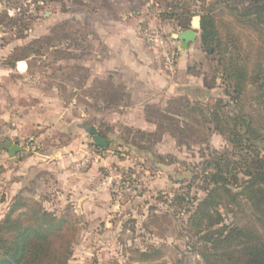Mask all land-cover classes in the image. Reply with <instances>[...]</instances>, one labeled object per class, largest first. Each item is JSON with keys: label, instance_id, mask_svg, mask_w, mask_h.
Here are the masks:
<instances>
[{"label": "rangeland", "instance_id": "1", "mask_svg": "<svg viewBox=\"0 0 264 264\" xmlns=\"http://www.w3.org/2000/svg\"><path fill=\"white\" fill-rule=\"evenodd\" d=\"M100 2L101 0H0V12L6 11L14 19L0 24V55L8 48L26 43H30L36 50L39 47L40 53L33 54L28 60L26 75L32 76L44 95L52 98L56 95L54 84L58 80H72L73 72L66 70V74L60 76L61 71L56 70L58 65L69 66L87 61L100 63L106 59L103 36L108 28L121 27L130 31L137 21V26L147 24L150 27H147L149 31L144 37L137 34L149 47L159 48L153 32L156 30L167 46L171 33L183 30L175 25L178 17L174 18V15L189 8L191 16L198 18L202 13L210 14L221 43L218 48L226 51L224 58L231 53L244 66L246 75L239 101L222 112L226 114L232 110L245 114L246 118L239 121L234 129L236 134L229 135H221L215 131L209 133L204 127L201 128L203 125L200 126L199 118H193L197 122L193 119L188 121L194 124L195 131L185 145H180L173 137L164 134L155 143L143 141L145 149H135L131 142H135L138 137L136 127L125 125L124 121L114 122L108 115L109 112L100 108V102L90 103L96 112L90 108L91 117L83 119L89 120L88 125L77 132L74 123L66 120H73L87 107V101H84L85 91H80L81 94L76 98L71 95L73 87L66 91L57 87L58 100L48 103L52 112L67 107L64 117L53 126L42 129L44 134L41 136L37 132L30 133L31 136L34 135L33 140L36 142L33 150L22 140L19 144L25 150L15 155L16 157L9 158L6 149H0V221L19 199L35 201L37 205L40 204L56 215L69 216L74 224L75 235L68 264H145L142 261L145 258L141 256L144 252H147V264H207L200 249L204 253H211L207 259H214L210 248L211 240H217V233L212 229L219 228L221 224L231 225L232 222L250 227L257 223L249 202L243 196L237 198L240 207L236 204L216 206L215 210L222 220L220 225L215 224L213 228H207L206 219L199 227H195L191 216L196 204L205 198L206 189L210 187L205 181V174L213 170L214 165L208 166L206 162L221 160L226 163L234 160L231 162L238 165L237 182L240 183L244 178L242 170L245 172L252 168L253 154L251 149L246 148L245 138L257 137L264 143V21L257 18L262 17L257 10L250 13V5L264 6V0H111L114 6L126 8L117 10V14L113 12L111 17L106 16ZM133 9L142 13L135 16L137 18L126 19L128 21L117 19L120 14H137L131 12ZM99 13L102 14L101 20L97 19ZM165 13L172 16L162 17ZM193 25L196 26V20ZM196 28L197 36L190 43L189 50H178V45L175 44L177 49L174 51V67L169 74L174 77L176 60L180 54L186 55L188 67H191L190 74L195 78L210 79L216 74L219 78L217 86L210 90H193L196 88L192 85L193 80L188 82L189 86L192 85L193 96L204 95L208 103L213 104V98L219 95L227 99L223 93L227 83H230L224 78L215 53L207 55L202 50L199 26ZM115 32H109L110 36L107 35L105 40H110ZM149 47L146 48L148 52L156 56L153 53L156 49ZM159 50L162 52L161 48ZM161 62L163 65L162 57ZM48 65L49 69H46ZM79 72V81H82L84 71ZM184 76V73L177 74L175 81L185 83L187 79ZM4 83L22 88L14 75ZM0 87L1 109L11 102H7L4 87ZM14 92L17 94V91ZM51 116L49 114L48 118L51 119ZM134 120L131 119L130 123ZM245 123L250 129L246 134L244 132L248 127ZM1 126L10 129L5 123L0 124ZM89 126L95 127L107 139V148L97 149L92 146V138L86 132ZM81 134L86 138L84 148L80 151L81 157L93 150L98 154L97 159L105 162L98 168L100 173L96 172V177L84 184V194L72 200L65 175L54 173L58 168L57 164L42 166L31 165L30 162L34 152L42 155L36 157L47 161L53 157L56 159L61 150L55 145H63L79 138ZM137 141L140 142L139 139ZM44 155L50 156L46 158ZM245 160L250 161L249 165L240 166ZM231 167L236 166L230 163L228 168ZM119 176L125 180L130 177L135 179L139 185L137 193L117 198L112 186ZM236 186L232 183L233 190ZM218 194L227 195L223 190H219ZM179 198L182 200H178ZM21 210L24 209H15L12 216Z\"/></svg>", "mask_w": 264, "mask_h": 264}, {"label": "trees", "instance_id": "2", "mask_svg": "<svg viewBox=\"0 0 264 264\" xmlns=\"http://www.w3.org/2000/svg\"><path fill=\"white\" fill-rule=\"evenodd\" d=\"M183 6V5H181ZM257 10L262 14L260 18L264 21V6L250 5V13ZM165 13L162 17H171L172 14ZM177 18L175 25L180 29L188 27V21L191 11L186 8L181 14H175ZM14 19L8 16L6 11L0 12V24L3 21L12 22ZM174 20V19H173ZM176 20V19H175ZM66 24V23H65ZM199 41L202 50L208 54L217 56V61L221 65V72L227 83L223 96L214 97L213 104L208 103L206 96H193L191 91L188 93L177 94L166 101L163 107L154 104H148L145 107V119L155 125L151 132L137 129L136 141L131 142L135 149H145L143 141L154 143L164 134L170 135L180 145H185L191 133L195 131V126L188 120L193 118L200 119L201 128L211 133L216 132L221 135L234 133V129L246 118L245 114L232 112L223 114V109L230 108L234 102L239 101L243 91V79L246 75L244 66L239 64L238 57L231 53L225 57V50H219L220 39L215 28L214 20L210 14H200L199 16ZM214 44L217 46H214ZM39 47L36 50L30 43L12 48L10 53L4 58V62L13 66L16 61L24 60L33 54H39ZM191 67L187 68L190 73ZM200 75V74H198ZM219 78L214 74L210 79L201 78L200 87L193 90H210L214 88ZM109 95L114 98L118 92L113 89ZM193 97V98H192ZM193 121L197 122V120ZM246 127L247 124H244ZM248 129L244 132L246 134ZM139 139L140 142L137 141ZM247 149H251L252 168L241 172L243 180L238 183L237 174L238 165L229 160L236 167L228 168L229 162L222 163L221 160L206 162V165H214V169L208 171L205 175V181L210 186L206 189L205 198L199 200L196 204L191 219L193 225L199 227L204 219L208 222L207 228H213V225H220L221 218L216 206L219 205H237L239 196H243L250 204L252 215L257 221L254 227L248 225L221 224L219 228L212 229L217 233V240H211V250L214 259L209 260L208 254L200 249L201 256L206 259L207 264H264V143L255 138H245ZM141 143V144H140ZM153 143V142H152ZM93 146V145H92ZM95 148L99 149L100 147ZM220 159H223L220 157ZM227 160V159H225ZM250 161H243L240 166L249 165ZM232 183L236 186L234 190ZM207 186V184H206ZM223 190L227 195H219L218 191ZM22 199V198H21ZM182 200V199H178ZM32 204V205H31ZM37 202H30L20 199L14 204V208L7 212L0 221V264H68L71 245L75 235V229L72 219L65 215H56L53 212L45 210ZM21 210L18 214L12 216L15 209ZM216 215V217H215ZM260 230V231H259ZM206 249V247H204ZM146 263L147 252L142 255ZM163 264V263H152Z\"/></svg>", "mask_w": 264, "mask_h": 264}, {"label": "crops", "instance_id": "3", "mask_svg": "<svg viewBox=\"0 0 264 264\" xmlns=\"http://www.w3.org/2000/svg\"><path fill=\"white\" fill-rule=\"evenodd\" d=\"M100 4L102 5L101 8L106 13V16L110 14L113 15V12L125 8L124 6H120L121 8H119V5H116L118 7L114 6L115 4H113V2L111 3V0H101ZM131 12H138L139 15L142 13L140 10L136 9L131 10ZM117 13L118 12H116V14ZM95 15H97V13H95ZM101 15L102 14L99 13L98 20H101ZM135 16H138V14H120V16H117V19L123 22L128 18H137ZM105 20H107V18H105ZM194 20H196V26L193 25ZM135 25L130 31L123 30L121 27L114 29L108 28V31H104L105 36H103V41L107 55L105 57L106 59L100 63L87 61L85 63H73L69 66L64 64L58 65L56 70L61 71L59 72L60 76L66 74V70H71L73 72L71 75L72 80L70 82L58 80L54 84V86L56 85L57 92L52 98L44 95L41 88L36 86V82L32 76L26 75L28 60L30 57L16 61L13 66H9L4 62V58L10 53L12 48H8L5 53L1 54L0 81L2 82L0 83V86L4 87V96H6L7 102L11 103L6 104L5 108L1 107L0 124L5 123L10 127L11 139L9 140L18 143L21 142V140L25 141L26 144H29L30 146H28V148L33 150V144L36 142L33 140L34 135L31 136L30 133L37 132L38 135L41 136L44 134L42 129H45L48 126H53L57 120L64 117V114L67 111V107H65V109L52 112L48 101L58 100V89L60 88L63 91H66L69 87H73L71 95L76 98L81 94L80 91H85L84 101H87H85L87 107L85 109L83 108L81 113L73 118V120H66L71 124L74 123L77 132L83 130L88 125L89 120L84 121L83 119H85L86 116L89 118L91 117V112L95 111L93 110V104L95 102H100V108L106 110L107 113L109 112L108 115L114 122L124 121L125 123H123L125 125L129 124V126L136 127V129L145 130L147 132L153 131L155 125L145 119L144 110L146 105L155 103V105L157 104V106L163 107L166 101L171 97L176 96L177 94L186 93V91L188 92L189 90L191 91L192 85L200 87L201 82L198 78H195L187 72L188 62L185 59L186 55L182 54L177 57L175 73L173 74L174 77H171L169 72L166 71L162 65V52H160L159 48H153L152 46L149 47L137 34L136 30L139 25L150 26L147 24H139L138 26L136 25V27ZM198 26V16H191L187 28L196 30V27ZM113 31H116L115 35H112L110 40H105V38L110 36L108 35L109 32L111 34ZM172 35L173 33H171L168 38L169 46L173 51H175L177 47L178 50L181 51L189 50L190 44L188 48L182 49L180 41L173 39ZM175 44L178 46L176 47ZM148 47L156 49L153 51L156 56L148 52ZM46 69H49V65ZM80 70L84 71L82 81H79ZM76 72H78V74H76ZM181 73H184L187 83L186 81L185 83L175 81V76ZM12 75L19 80L22 88H15L14 84L9 86V83H4V81L8 82ZM190 81L193 83L191 86L188 84ZM51 84L53 83L51 82ZM101 89H103V92ZM113 89H115L118 94L114 96V98H111L109 95ZM14 91H17V94H15ZM91 102L93 104H90ZM49 114L52 115L51 119L48 118ZM131 119L135 120L130 123ZM86 132L89 134L88 129ZM84 139L86 138L81 134L79 138L77 137L76 139H72V141H67L63 145H55L56 148L61 150V153L56 159L53 157L47 161L36 157L42 155L35 152L32 153L31 156V165L45 166L50 165L51 163L58 165V168L54 170V173L65 175L64 179L69 183L67 187L71 190H69L68 193H71L72 198H70L72 200H75V197L82 195V193L84 194V184L87 183L86 181L90 183V181L96 177V172L100 173L98 172V168H100V165H103L105 162L103 159H95L83 170L77 171L74 169L73 164L82 158V153L80 151L84 148V142H86ZM24 150L25 149L23 148V151ZM23 151L18 152L15 155H19ZM49 156L50 155H44L46 158H49ZM8 157L11 158L10 156ZM42 161L44 162L42 163ZM95 163L97 165H95ZM95 166L96 169H93ZM80 183L82 185H77ZM76 187H78V189ZM75 189L76 191H74Z\"/></svg>", "mask_w": 264, "mask_h": 264}, {"label": "built area", "instance_id": "4", "mask_svg": "<svg viewBox=\"0 0 264 264\" xmlns=\"http://www.w3.org/2000/svg\"><path fill=\"white\" fill-rule=\"evenodd\" d=\"M151 10H155V8H150ZM137 14H139L138 12H136ZM148 26L146 25H139L137 29V33L140 36H143L146 34V32L149 31V29L147 28ZM153 36H155V38L157 39V43H158V47L161 48L162 50V58L164 61V69L166 71H168L169 73L173 71V67H174V57H175V53L172 49H170L171 47L169 46V44L166 46V42L163 39V37L159 36L157 31L155 30L153 32ZM146 37V36H145ZM153 41V39H148ZM11 139V130L7 127V126H1L0 127V141H6ZM90 152L84 154V156H82V158L75 162L73 164V167L75 170L79 171V170H83L85 168L88 167V165L95 159L98 158V154L95 153L93 150H89ZM113 193L115 194V196L118 198L120 196H124V195H134L137 193V190L139 189V185L136 182L135 179L133 178H126V180L124 178H122L121 176H119L118 179L115 180L113 186Z\"/></svg>", "mask_w": 264, "mask_h": 264}, {"label": "water", "instance_id": "5", "mask_svg": "<svg viewBox=\"0 0 264 264\" xmlns=\"http://www.w3.org/2000/svg\"><path fill=\"white\" fill-rule=\"evenodd\" d=\"M173 39L180 41V46L182 49L188 48L189 44L193 42L197 36V32L195 29L187 28L178 31L177 33H173ZM88 133L92 138V144L94 146L100 148H107L108 141L103 136L99 134V132L95 129V127L90 126L88 128ZM5 148L8 156L12 157L16 153L23 151V147L16 141L6 140L4 142H0V149Z\"/></svg>", "mask_w": 264, "mask_h": 264}]
</instances>
